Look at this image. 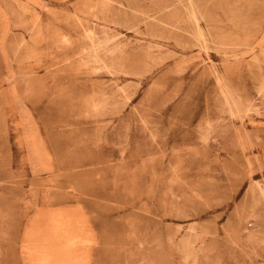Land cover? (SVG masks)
Wrapping results in <instances>:
<instances>
[{"label": "rangeland", "instance_id": "374dc122", "mask_svg": "<svg viewBox=\"0 0 264 264\" xmlns=\"http://www.w3.org/2000/svg\"><path fill=\"white\" fill-rule=\"evenodd\" d=\"M0 264H264V0H0Z\"/></svg>", "mask_w": 264, "mask_h": 264}]
</instances>
